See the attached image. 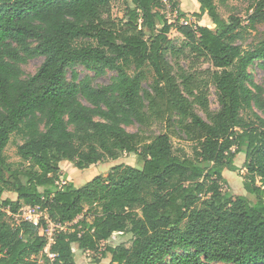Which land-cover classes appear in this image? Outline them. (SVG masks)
<instances>
[{
  "label": "trees",
  "instance_id": "16d2710c",
  "mask_svg": "<svg viewBox=\"0 0 264 264\" xmlns=\"http://www.w3.org/2000/svg\"><path fill=\"white\" fill-rule=\"evenodd\" d=\"M115 1L0 0V264H79L74 244L98 251L115 232L128 233L131 245L106 246L109 264H264V97L248 70L258 62L264 71V38L249 49L236 43L264 21V0L250 6L248 24L222 17L216 0H197V15L214 28L170 22L163 0H119L117 17ZM173 28L185 37L180 46ZM37 56L39 69L23 78L21 64ZM201 61L210 66L196 68ZM79 64L116 76L94 86L79 78ZM147 69L150 89L142 86ZM210 86L218 111L209 108ZM157 121L159 134L127 129ZM13 134L22 137L16 163L6 155ZM173 138L192 153L176 152ZM125 152L142 166L116 164L80 187L59 184L63 161L85 168ZM239 153L256 202L223 191ZM34 206L47 218H7ZM48 220L64 227L55 229L53 256L41 234Z\"/></svg>",
  "mask_w": 264,
  "mask_h": 264
},
{
  "label": "rangeland",
  "instance_id": "374dc122",
  "mask_svg": "<svg viewBox=\"0 0 264 264\" xmlns=\"http://www.w3.org/2000/svg\"><path fill=\"white\" fill-rule=\"evenodd\" d=\"M168 3L161 10L163 14L166 15L168 20L174 24L180 22L181 17L188 20L191 24L207 25L214 28L210 17L206 14L203 16L197 15L199 12V3L197 0H168ZM255 2V0H226L224 3L216 0L218 10L222 17L228 18L230 15H237L243 19L244 24H248V16L251 12L250 6ZM125 5L122 1L116 0L113 3V14L117 17H123ZM179 10V13H175V10ZM179 16V18L177 17ZM169 37L178 46L182 44L185 37L176 29L173 28ZM264 38V21L257 22L254 26L248 25L247 28L243 29L240 33L239 38L236 43L242 45L244 48H253ZM36 42H33L35 45ZM42 56H37L34 58H29L25 63L21 64L23 70V78H28L39 69L41 63L43 62ZM169 59L175 64V59L169 56ZM180 65L188 67L190 65L189 61L184 57L178 59ZM209 62L201 61L196 68H207L209 67ZM74 69L79 73V78L84 79L89 77L94 86H101L108 84L116 76L114 70H107L106 73L102 75H97L94 71L87 69L85 66L79 64L74 67ZM251 72L252 77L257 85H259V92L264 97V71L261 69L258 62L251 64L248 68ZM71 73V71H70ZM70 75V74H69ZM154 82V74L150 69L146 70L145 77L142 79V86L145 89H150ZM83 102H86L82 99ZM208 101L209 108L211 111H218L220 109V104L217 99L216 90L213 86L208 89ZM196 111L205 119H208L206 113L199 106H195ZM129 131L137 132L142 131L148 135H155L163 132L165 130V125L162 122H154L150 127L145 128L140 126L139 123L135 122L133 125L127 127ZM22 143V137L18 134H13L11 142L6 148V155L10 162H19L21 158L17 154V145ZM173 146L176 152H181L185 150L187 153H192V144L183 139L173 138ZM235 164L237 166L236 171L229 169L224 170V176L226 182L223 184V191L232 194L234 197L244 195L249 198L250 201L256 202L257 197L246 190L245 180L247 179V169L244 167L245 153L237 154L235 158ZM130 164L134 166L141 167L142 162L138 154L134 152H125L117 159H106L105 161L99 162L97 164L90 165L85 168H78L73 162L63 161L61 163V178L59 184L62 185L66 182L72 181L77 187L84 185L86 182L94 178L95 176L108 171L112 166L116 164ZM259 183V182H258ZM260 184V183H259ZM5 197L11 196L12 198H17V194L11 191H7L4 195ZM10 222H15L16 219L13 218L12 214L9 212L7 216ZM83 215H80L78 220H81ZM74 222V223H75ZM71 223V224H74ZM71 224L69 226H71ZM124 243L127 246L131 245L130 235L124 232H115L112 237L107 241L103 242L101 249L98 251L82 250L78 245L74 244L73 251L75 258L79 264H109L111 261V256L102 257V251L108 245H118ZM50 250V246L48 251ZM50 254V253H49ZM51 256V255H50ZM97 259L100 261L97 262ZM212 264H225V263H212Z\"/></svg>",
  "mask_w": 264,
  "mask_h": 264
},
{
  "label": "built area",
  "instance_id": "2783aa9c",
  "mask_svg": "<svg viewBox=\"0 0 264 264\" xmlns=\"http://www.w3.org/2000/svg\"><path fill=\"white\" fill-rule=\"evenodd\" d=\"M163 3H164V6H166L168 3H170V1L163 0ZM170 6H171V3H170ZM174 12L179 13V10L176 9ZM177 17L179 18L178 15H177ZM181 23L191 24L190 22H188V20H185L183 17H181ZM14 218L18 221L23 219V220H27V221H35L36 222V221H39L43 218H47V214H46V211L43 210L40 206H34V207L26 208V209L22 208L17 215H14ZM58 227L64 228L61 225L55 224L52 221L48 220L47 227L44 229L43 228L41 229V234L42 235L46 234L49 238V245L45 249V251L47 253H50L48 251V249H49L50 244L53 242V235H54L55 229ZM50 255L53 256L52 254H50Z\"/></svg>",
  "mask_w": 264,
  "mask_h": 264
}]
</instances>
